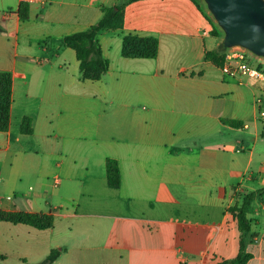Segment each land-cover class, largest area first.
<instances>
[{
	"label": "crops",
	"instance_id": "0c3cea01",
	"mask_svg": "<svg viewBox=\"0 0 264 264\" xmlns=\"http://www.w3.org/2000/svg\"><path fill=\"white\" fill-rule=\"evenodd\" d=\"M116 3L0 0V72L13 74L0 209L54 219L48 229L0 221L4 262L37 264L60 249L52 264H217L243 238L246 264H264V192L247 210L250 231L229 210L264 188L260 83L205 58L223 38L198 0L128 1L123 26L97 35L107 71L83 79L63 40ZM129 34L158 39L157 57L124 56Z\"/></svg>",
	"mask_w": 264,
	"mask_h": 264
},
{
	"label": "trees",
	"instance_id": "16d2710c",
	"mask_svg": "<svg viewBox=\"0 0 264 264\" xmlns=\"http://www.w3.org/2000/svg\"><path fill=\"white\" fill-rule=\"evenodd\" d=\"M128 1L134 0H117L112 7H104L103 17L87 30L67 35L63 44L66 47L73 48L76 51L80 63V70L83 79L99 80L105 74L108 68V62L103 57L102 49L97 41V35L105 30L118 29L124 23V9ZM19 15L25 19L29 16V5L23 2L19 9ZM206 16V15H205ZM210 23L214 26L211 19ZM213 35L218 33L214 28L211 29ZM221 48L223 45L221 44ZM159 52V41L154 37H143L129 34L123 40L122 53L126 57L156 58ZM225 52L208 51L206 59L211 60L216 65H223ZM13 103V74L11 71L0 72V131L5 132L10 125L11 106ZM227 124L233 127L241 126L242 123L233 119H225ZM21 132L31 134L33 132L31 117H24L20 125ZM107 171L109 182L112 186L120 184L119 168L116 160L107 161ZM264 188L255 192L243 195L240 203L231 206L229 210L233 213L239 230L243 233L250 231L251 221L247 217V210L253 200L258 195H262ZM0 221L22 223L38 229H48L53 225V216L50 214L31 213V212H11L0 209ZM60 249H52L50 254L40 263L52 264L60 255ZM251 257V253L246 251V243L243 238L240 241L238 254L233 258L221 259L217 264H246ZM5 256L0 254V264L4 262ZM19 264H30L22 261Z\"/></svg>",
	"mask_w": 264,
	"mask_h": 264
},
{
	"label": "water",
	"instance_id": "95a60500",
	"mask_svg": "<svg viewBox=\"0 0 264 264\" xmlns=\"http://www.w3.org/2000/svg\"><path fill=\"white\" fill-rule=\"evenodd\" d=\"M224 32V49L242 47L264 58V0H204Z\"/></svg>",
	"mask_w": 264,
	"mask_h": 264
},
{
	"label": "built area",
	"instance_id": "2783aa9c",
	"mask_svg": "<svg viewBox=\"0 0 264 264\" xmlns=\"http://www.w3.org/2000/svg\"><path fill=\"white\" fill-rule=\"evenodd\" d=\"M249 50L242 47H235L225 51L222 72L231 78L244 80L252 78L260 83V91L255 97L259 119H264V71L260 66L250 63Z\"/></svg>",
	"mask_w": 264,
	"mask_h": 264
},
{
	"label": "rangeland",
	"instance_id": "374dc122",
	"mask_svg": "<svg viewBox=\"0 0 264 264\" xmlns=\"http://www.w3.org/2000/svg\"><path fill=\"white\" fill-rule=\"evenodd\" d=\"M198 2L201 3L203 9L207 12V14L209 15L210 19L214 23L213 28L215 29V31L218 33V35L220 37L223 38L224 37V32H223L222 28L216 22L214 16L211 14V12L209 11V9L207 8V5H206L205 1L204 0H198ZM226 50H228V49L221 48V46H220L219 51L221 53L225 52ZM249 57H250V60L249 61H250V63L252 65H254V66H260L262 68V70L264 71V58L263 57H258L256 55H254L253 53L250 54ZM260 128H261V134H260L261 135V138H260L259 144H260V146L262 148V151L264 152V119H261L260 120ZM236 248H237L236 250H239V248H240L239 245ZM233 252H236V251H231L230 254H235ZM233 256H235V255H233Z\"/></svg>",
	"mask_w": 264,
	"mask_h": 264
}]
</instances>
